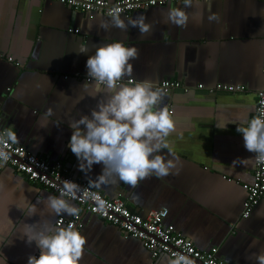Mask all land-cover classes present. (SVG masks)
I'll list each match as a JSON object with an SVG mask.
<instances>
[{
	"label": "crops",
	"instance_id": "crops-1",
	"mask_svg": "<svg viewBox=\"0 0 264 264\" xmlns=\"http://www.w3.org/2000/svg\"><path fill=\"white\" fill-rule=\"evenodd\" d=\"M201 3L203 20L198 19L201 9H186L197 17L186 28L164 22L167 10L183 7V1L122 15L143 14L152 22L150 34L141 36L137 28L105 31L99 22L107 15L90 16L58 2L0 0V130L12 128L19 137L16 145L60 163L74 179H96L103 165L81 171L68 147L69 122L90 115L100 98L89 96L82 87L86 82L75 75H87V59L101 43L136 47L132 79L157 86L164 80L181 83L167 91L164 104L175 122L168 141L182 169L179 175L146 178L135 188L123 182L95 188L110 198L122 196L143 216L167 207L165 223L200 250L213 251L229 264H256L246 257L264 248V197L249 217L241 216L247 194L242 184L254 179L256 153L246 150L236 129L243 118L256 116L257 91L264 87V0H211V13L219 17L211 23L206 0ZM82 44L88 53L78 52ZM223 85L245 90L218 88ZM217 124L228 125L221 129ZM238 158L251 159L233 165ZM48 195L60 194L0 162V264H27L29 256L40 254L23 232L25 224L41 220L55 225L59 216L28 215L29 207ZM72 203L84 221L80 264H169L168 254L152 257L139 238L124 236L116 225Z\"/></svg>",
	"mask_w": 264,
	"mask_h": 264
},
{
	"label": "clouds",
	"instance_id": "clouds-1",
	"mask_svg": "<svg viewBox=\"0 0 264 264\" xmlns=\"http://www.w3.org/2000/svg\"><path fill=\"white\" fill-rule=\"evenodd\" d=\"M208 21H218L211 13V0H206ZM204 5L201 0H183V7H174L164 14V22L176 27L186 28L195 13L186 9L199 8V20H203ZM122 9L115 6L109 10L108 18H102L99 27L105 31L115 27L122 31L137 28L141 36L150 34L152 22L143 14L135 18H122ZM95 54L86 62L87 77L91 78L82 86L89 96L97 100L90 115H81L69 122L73 130L68 147L79 161V169L85 173L94 164H102V173L89 180V186L101 187L123 182L133 188L140 181L155 176L159 179L169 175H179L182 162L172 150L168 137L175 131V122L169 108L164 104L165 89L153 81L132 79L133 64L139 58L136 47H128L123 42L101 43L95 47ZM89 48L81 45L79 53H88ZM125 77H128L125 83ZM52 111L49 109L48 115ZM234 123V122H233ZM237 124V123H234ZM228 124H217L224 129ZM237 132L243 135L244 147L256 153L255 162L264 164V108L251 119L243 118L237 124ZM83 126V128L81 127ZM19 143L17 132L12 128L0 130V162L7 163L11 158L10 146ZM167 153L162 155L161 150ZM251 159V158H250ZM250 159H237L233 165H247ZM60 195H48L37 199L28 209V215L37 213L41 217L64 216L78 217L80 209L72 203L81 186L70 180H63ZM43 204V210L37 207ZM99 206L103 209V202ZM259 215V214H258ZM23 235L27 242H35L40 249L39 257L31 255L27 264H80L84 253L86 238L69 223L57 227L50 220L36 224H25ZM253 243V247L255 246ZM246 259H254L256 264H264V248L252 253ZM169 264H195L188 254L173 253Z\"/></svg>",
	"mask_w": 264,
	"mask_h": 264
},
{
	"label": "built area",
	"instance_id": "built-area-1",
	"mask_svg": "<svg viewBox=\"0 0 264 264\" xmlns=\"http://www.w3.org/2000/svg\"><path fill=\"white\" fill-rule=\"evenodd\" d=\"M45 1V0H43ZM64 4L71 9L89 14L90 16L100 13L107 15L109 10L115 6L122 9L121 15L129 16L133 11L147 9L159 5H167L181 2L183 0H46ZM72 30V29H71ZM78 32V29L75 30ZM261 71L264 75V62ZM83 78L85 82L91 83V78L87 75H75ZM179 81L164 80L158 87L167 91L172 88H179ZM225 90L236 92L245 90L244 86L223 85ZM264 108V87L257 91L256 115L258 110ZM11 158L7 161L24 173L28 179L38 181L48 189L60 194L59 189L63 180L73 181L81 186V192L77 194L76 200L83 208L100 216L107 222L116 225L126 237L139 238L144 246L149 250L152 257L165 253L172 257L173 253H184L190 255L195 264H229L213 251H203L195 246L192 240L185 237L176 229L173 224L165 223L169 209L160 207L149 211L145 216L130 209L122 196L110 198L95 187L89 186V180L74 179L65 172L60 164H51L46 160L31 153L19 145H11ZM3 163V162H2ZM253 181L243 183L246 190V198L243 203L242 217L247 218L252 213L260 200L264 197V164L254 163ZM229 181L232 179L227 178ZM103 202V209L99 206ZM69 223L75 225L81 231L84 221L79 214L78 217H58L55 221L57 227H66ZM39 257V252L34 254Z\"/></svg>",
	"mask_w": 264,
	"mask_h": 264
}]
</instances>
